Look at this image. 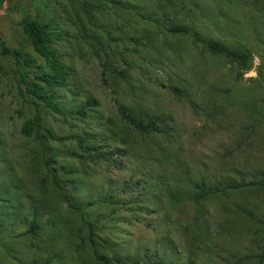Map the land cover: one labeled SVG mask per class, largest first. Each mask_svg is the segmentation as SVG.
<instances>
[{"label":"rangeland","instance_id":"obj_1","mask_svg":"<svg viewBox=\"0 0 264 264\" xmlns=\"http://www.w3.org/2000/svg\"><path fill=\"white\" fill-rule=\"evenodd\" d=\"M116 1L161 25L110 0H5L0 6V43L10 49L34 56L19 25L25 15L50 22L62 35L55 46L70 72L68 86L58 91L65 107L73 110L87 98L98 101L83 121L66 123L48 115L47 126L60 135L86 133L94 146L126 148L118 169L61 161L76 169L70 176L79 200L111 190L125 203L98 202L87 209L97 220L99 236L109 241L100 250L135 256L139 264H149L154 254L165 264H258L264 248V190L199 203L191 196L193 182L201 179L210 184L264 179V0ZM171 24L247 52L249 69L212 55L188 35L168 33L165 27ZM13 68L12 58L0 55V216L9 210L3 202L12 203L17 192L23 212L14 239L0 243V259L3 250L25 259L27 250H60L52 264L90 263L88 244L69 237L71 229L80 228L79 215L65 206L58 213L68 226L53 236L46 225L37 248L16 235L39 189L33 177L35 143L20 133ZM170 86L180 88L182 97ZM118 105L137 118L156 119L167 130L138 136L121 120ZM52 147L66 154L72 143ZM126 184L130 191L122 193Z\"/></svg>","mask_w":264,"mask_h":264},{"label":"trees","instance_id":"obj_2","mask_svg":"<svg viewBox=\"0 0 264 264\" xmlns=\"http://www.w3.org/2000/svg\"><path fill=\"white\" fill-rule=\"evenodd\" d=\"M4 1L0 0V6ZM110 3L119 9L133 10L136 15L161 25L158 20L144 16L138 9L116 0H110ZM83 6V12L88 17L89 14L86 9L88 2H85ZM19 25L29 41L34 56L19 49H10L3 42L0 43V55L11 57L14 63L13 79L16 96L20 101V108L17 112L23 118L20 133L35 143L33 177L39 192L38 197L29 202L27 213L24 216L25 220L21 224L23 230L16 235L27 237L31 241L30 243L37 248V243L40 242L46 225H51V235L53 236L68 226L58 213L61 206H65L67 212L70 211L79 215L80 228L78 231L73 229L69 231L70 240L79 239L91 248L89 250L90 263L86 264H139L140 260L135 256L130 258L117 253L109 254L107 250H100L101 246L108 248L109 241L107 238L99 236L97 220L91 218L87 211L89 207L98 202L113 206L124 205L125 203L117 198L115 192L111 190L86 201L79 200L75 181L70 176L76 169L72 168L70 164L61 162L63 158H71L78 163L90 162L95 165L101 164L118 169L122 166L121 159L126 155V148L123 146H94L93 140H89L86 133L82 136L60 135L47 126L46 118L48 115L60 117L66 123L71 120L83 121L90 117V112L97 107L98 101L94 98H87L83 104L73 110L65 107L59 100L58 91L68 86L70 72L61 53L55 46L56 40L60 39L62 35L53 32L50 22H44L30 15L23 16ZM165 29L173 35H188L202 43L212 55L230 59L237 63L243 71L249 69L251 57L241 49L231 48L220 41L205 39L191 32L185 25L171 24ZM104 70L103 74L105 73ZM120 74L122 75V72ZM169 89L175 96L182 97V91L177 86H170ZM27 107L30 109L29 115L25 114ZM118 113L130 130L140 137H152L167 130H162L156 119L135 117L123 105H118ZM121 139L126 144L125 139ZM67 141L72 143V147L66 154H60L53 150L52 144L62 145L63 142ZM15 183L20 187V182ZM3 187L5 192H8L10 186L5 185ZM193 187L191 200L194 203H199L211 197H226L235 192L264 190V179L216 184H210L201 179L194 181ZM128 191H130L128 184L121 188L122 193ZM16 195L13 197L16 200H13L12 203L9 199L3 202L5 209L8 208L10 212L8 210L7 214L5 210L0 216V243L5 239H14L15 237L12 231L18 224L23 212L19 192ZM137 197L140 199L139 196ZM45 217H47V223H44ZM52 241L54 240H50L51 247L54 244ZM3 251L4 257L2 256L0 259V264H52V259L58 257L56 251L59 252L60 250H27L30 253L28 259L19 254H14L13 250ZM263 259L264 248L259 256L258 264H263ZM147 262L149 264H165L158 258L157 254L149 257Z\"/></svg>","mask_w":264,"mask_h":264}]
</instances>
